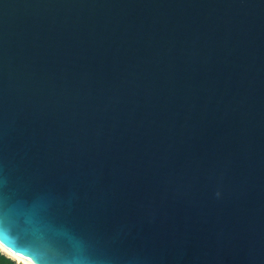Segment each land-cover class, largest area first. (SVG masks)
Listing matches in <instances>:
<instances>
[{"label":"water","instance_id":"obj_1","mask_svg":"<svg viewBox=\"0 0 264 264\" xmlns=\"http://www.w3.org/2000/svg\"><path fill=\"white\" fill-rule=\"evenodd\" d=\"M0 246L264 264V0H0Z\"/></svg>","mask_w":264,"mask_h":264},{"label":"bare ground","instance_id":"obj_2","mask_svg":"<svg viewBox=\"0 0 264 264\" xmlns=\"http://www.w3.org/2000/svg\"><path fill=\"white\" fill-rule=\"evenodd\" d=\"M0 250L4 253H6L7 255H9L11 258H13L17 264H29L27 261H25L23 258L17 256V255H14L12 253H9L8 251H6L3 247L0 246Z\"/></svg>","mask_w":264,"mask_h":264},{"label":"trees","instance_id":"obj_3","mask_svg":"<svg viewBox=\"0 0 264 264\" xmlns=\"http://www.w3.org/2000/svg\"><path fill=\"white\" fill-rule=\"evenodd\" d=\"M0 264H15L14 261H11L9 258H6L4 255L0 254Z\"/></svg>","mask_w":264,"mask_h":264},{"label":"rangeland","instance_id":"obj_4","mask_svg":"<svg viewBox=\"0 0 264 264\" xmlns=\"http://www.w3.org/2000/svg\"><path fill=\"white\" fill-rule=\"evenodd\" d=\"M0 254H1V255H4L6 258H9L11 261H14L15 264L17 263L13 258H11V257H10L9 255H7L6 253L2 252L1 250H0Z\"/></svg>","mask_w":264,"mask_h":264}]
</instances>
